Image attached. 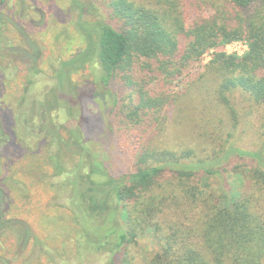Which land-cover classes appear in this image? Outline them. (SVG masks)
Wrapping results in <instances>:
<instances>
[{"label":"trees","instance_id":"obj_1","mask_svg":"<svg viewBox=\"0 0 264 264\" xmlns=\"http://www.w3.org/2000/svg\"><path fill=\"white\" fill-rule=\"evenodd\" d=\"M209 6L214 12L207 16ZM109 8L117 27L107 21L83 26L88 47L64 63L62 71L67 74L60 76L62 83L65 76L70 82L72 70L95 61L101 70L99 84L103 90L111 88L114 92V87L120 86L130 92L126 99L131 111L128 113L127 104L124 114L132 127L118 142L133 155L134 171L110 174L90 147L94 135L88 125L98 123L95 120L94 124L90 116L89 124L78 123L75 129L54 121L42 129L55 176L67 178L64 187L71 197L79 246L84 243L97 251L109 247L115 255L116 250L138 244L140 239L155 238L160 250L149 264H264L261 163L257 168L235 171L249 182V196L238 191L231 196L219 194L209 191L208 181L220 174L214 161L203 160L184 141L174 147L167 138L166 145H172L169 149L155 146L153 140L148 144L143 141L147 127L168 131L176 106L190 96L172 94L171 88L187 69L202 63L212 51L197 89H211L225 105L215 108H227L235 120L239 114L234 98H246L251 107L264 106V0H110ZM1 19L10 18L0 15ZM233 42H244L248 51L242 56L219 51ZM30 45L35 49L32 60L36 62L38 48ZM6 46L11 51L15 48L13 42ZM4 64L0 57V73ZM150 84L155 87L148 89ZM49 97L48 103H42L47 113L59 107L57 94ZM203 102L201 113L207 114L200 122L207 126L212 102ZM189 105L196 107L193 102ZM227 119L219 120L222 132ZM185 123L187 119L181 125ZM61 129L69 134L67 139ZM3 135L0 124V139ZM4 197L0 187V231L8 227L2 213ZM114 255L109 264H116Z\"/></svg>","mask_w":264,"mask_h":264},{"label":"rangeland","instance_id":"obj_2","mask_svg":"<svg viewBox=\"0 0 264 264\" xmlns=\"http://www.w3.org/2000/svg\"><path fill=\"white\" fill-rule=\"evenodd\" d=\"M26 1L32 8L44 10L46 21L32 9L27 20L35 21L39 27L33 28L27 23V28L21 27L22 31L5 32L0 38L3 41L0 57L5 61L4 72L0 73V124L4 129L0 139V187L5 194L2 213L8 222L6 231H0V264H109L114 255L109 247L104 251L89 250V245L83 243L81 247L76 241L79 229L73 220L70 194L64 187L67 178L55 176V166L50 163L51 154L45 149L47 145L42 129L49 128L53 121L59 126L75 129L81 123L89 124L87 117L90 116L94 118V124L95 120L98 122L88 125L89 132L94 135L93 139L90 138V147L106 163L110 174L121 176L134 171L133 155L118 142L119 137H125L126 130L132 127L124 114L127 104L128 113L131 111L130 100L126 99L130 92L120 86H115L114 92L111 88L103 90L99 84L101 70L95 61L83 66L78 64L82 67L68 74L71 83L66 80L67 76L62 83L60 76L62 72L67 74V71H62L64 63L72 61L88 47L83 26L107 21L117 27L111 16L110 0ZM23 2L19 0L15 9L21 14ZM6 5L0 0V14L13 15L14 10L11 9L1 12ZM213 12L210 7L206 15ZM25 30L38 48L40 55L36 62L32 60L36 58L35 49L24 43ZM11 38L16 39L12 51L6 46ZM20 46L27 47L32 53L29 55L31 59L17 50ZM219 51L242 56L248 48L244 42H233L221 46ZM213 53L207 54L202 63L187 69L184 77L171 88L172 94L189 93L186 100L191 101L179 102L168 131L161 133L147 127L143 141L148 144L153 140L155 146L167 149L168 146L182 145L184 141L203 160L215 162L220 174L208 181L211 184L209 191L230 196L238 191L249 196V182L235 171L257 168L260 163L264 167V106L251 107L246 98H234L233 104L239 114L237 120L227 108L225 111L215 108L225 107L219 96L209 88L207 92L197 89L201 84L199 76L205 71L204 66ZM144 67L148 68L146 64ZM147 74L150 75L148 69ZM154 87V84L147 86L148 89ZM53 92L59 98V107L47 113L42 103H48ZM204 99L212 102L207 126L200 122L201 116L207 114L201 113L204 111L201 106ZM192 102L195 108L189 105ZM224 113L230 114L231 118L227 119ZM186 119L187 123L181 125ZM220 119H227L223 132L218 128L221 127ZM211 121L215 122L211 124ZM61 130L67 139L69 134ZM167 138L172 145H166ZM259 199L260 210L264 212V196ZM28 230L30 235H27ZM40 243L45 246L44 250ZM159 250L155 238L140 239L138 244L116 250L114 260L116 264H149L150 258Z\"/></svg>","mask_w":264,"mask_h":264},{"label":"flooded vegetation","instance_id":"obj_3","mask_svg":"<svg viewBox=\"0 0 264 264\" xmlns=\"http://www.w3.org/2000/svg\"><path fill=\"white\" fill-rule=\"evenodd\" d=\"M4 1L6 2L7 5L5 7H3L4 9H2L1 12L11 11V10L13 11L14 10L13 11L14 13L11 16L10 15H6L4 13L0 14L1 16L5 15V16L10 18V19H1L0 20V38H1V36L4 35L5 32L12 33V32H14L15 29H16V31L20 32V30L22 31V28H24V27L27 28L28 25H32L33 28L39 27L38 24L35 21L32 20V21L28 22L29 20H27V18H29V14L28 13H30L32 11V9H35L36 13L38 12L40 15L44 16L43 21H46V13L44 12V10H42L41 8H32L31 4L28 5L26 0H24L25 2H23V4H21V6L23 7L22 14H21V12L18 13L15 10L17 8V5H19V0H14V2L12 4L9 3L8 0H1V3L3 4ZM11 5H13V6H11ZM8 6H11V8L8 9ZM16 17H18V19H16ZM21 18H23V20ZM21 23L23 24V26L21 25ZM27 23H28V25L26 26ZM27 34L28 33L25 30V34L23 33V37L25 38V42L24 43H25V45L27 47L31 48L30 43H34L35 44V42L32 40L31 36L28 34L29 35V37H28ZM14 40H16V39H14ZM14 40L11 38L10 41H8V42H14ZM2 42L3 41L0 40V44L1 45L3 44ZM26 46L17 47L18 48L17 50L19 52L22 51L24 53V55H23L24 57L31 59L29 55H31L32 53H30V51L27 50Z\"/></svg>","mask_w":264,"mask_h":264},{"label":"built area","instance_id":"obj_4","mask_svg":"<svg viewBox=\"0 0 264 264\" xmlns=\"http://www.w3.org/2000/svg\"><path fill=\"white\" fill-rule=\"evenodd\" d=\"M247 46V45H246ZM248 48V47H247Z\"/></svg>","mask_w":264,"mask_h":264}]
</instances>
